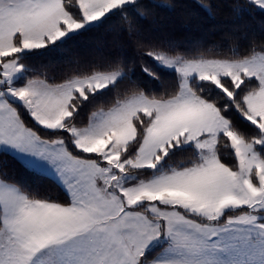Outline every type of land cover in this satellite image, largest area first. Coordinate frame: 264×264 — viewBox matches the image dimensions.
I'll list each match as a JSON object with an SVG mask.
<instances>
[{
	"label": "rangeland",
	"instance_id": "374dc122",
	"mask_svg": "<svg viewBox=\"0 0 264 264\" xmlns=\"http://www.w3.org/2000/svg\"><path fill=\"white\" fill-rule=\"evenodd\" d=\"M122 1L126 4L133 0ZM250 1L264 9V0ZM77 2L81 21L73 20L64 10L66 15L61 19L65 27L50 30L44 39H31L16 31L9 39L0 40L3 82L13 85L22 75L14 54L63 39L115 9L108 0ZM153 58L177 73L179 92L175 96L157 100L142 92L133 93L107 108L94 110L84 121L76 123L67 122L75 112L73 104L84 99L88 92L112 84L121 76L120 71L73 77L60 84L32 79L19 86L15 84L12 91L14 97L23 101L22 109L36 124L71 136L75 152L68 149L62 137L50 141L36 134L43 142L42 157L32 159L26 153L22 156L25 164L55 178L74 197L77 193L84 194L81 185L91 190L95 202H88L87 209L101 212L100 221L94 225L102 233L109 258L115 264H173L175 258L166 255L175 257L183 246L181 231L191 238L187 243L189 250L196 248L197 239L201 246L207 245L209 237L216 234L210 228L222 231L249 225L264 234V157L260 152L264 151V52L239 60L183 59L165 52L156 53ZM223 77L230 79L235 91L240 86H251V79L256 81L257 87L243 95V107L238 109L243 119L259 129L254 142H246L231 131L219 111L216 119V106L210 101L212 108L196 98L190 86L193 78L211 82L232 98L234 90L221 83ZM4 96L0 95V103H4ZM6 106L19 117L15 105ZM141 130L143 134L135 152L129 154V146ZM221 133L229 138L236 162L234 169L217 157ZM9 142L18 143L13 137ZM24 144L21 141L16 147ZM186 145L193 146L198 158L191 165L154 170L168 151ZM5 146L16 151L8 144ZM59 163L77 173L78 179ZM148 168L153 169L151 174L131 180ZM242 210L245 212L238 214ZM226 248L221 245L220 250ZM253 264H264V258Z\"/></svg>",
	"mask_w": 264,
	"mask_h": 264
},
{
	"label": "trees",
	"instance_id": "16d2710c",
	"mask_svg": "<svg viewBox=\"0 0 264 264\" xmlns=\"http://www.w3.org/2000/svg\"><path fill=\"white\" fill-rule=\"evenodd\" d=\"M61 3L70 18L83 19L77 0H61ZM159 52L183 59L214 57L227 60L263 53L264 9L250 0H133L63 39L14 54L22 69V75L14 84L21 85L32 79L60 84L73 77L120 71L121 76L112 84L88 92L84 99L73 104L75 112L67 122L76 123L84 121L94 110L107 108L133 93L142 92L157 100L175 96L179 92L178 75L154 60V55ZM252 80L251 86H240L235 91L230 79L221 78L228 90H234L232 98L213 87L211 82L193 78L190 86L196 95L216 106L231 131L246 142H254L259 129L243 119L238 110L243 107V95L257 87L256 81ZM12 104L17 107L25 127L47 140L62 137L68 149L75 152L69 134L39 126L22 109V104ZM142 134L141 130L129 146V154L135 152ZM229 143L227 135L219 134L217 157L234 169L236 162ZM260 152L264 157V151ZM197 159L191 145L173 148L154 170L186 167ZM145 170L131 180L153 172L150 168ZM0 178L15 185L31 202L70 203L69 194L55 178L28 166L6 150H0ZM1 228L0 208V231Z\"/></svg>",
	"mask_w": 264,
	"mask_h": 264
},
{
	"label": "crops",
	"instance_id": "0c3cea01",
	"mask_svg": "<svg viewBox=\"0 0 264 264\" xmlns=\"http://www.w3.org/2000/svg\"><path fill=\"white\" fill-rule=\"evenodd\" d=\"M108 1L113 8L123 4L122 0ZM64 14L61 0H3L0 4V40L9 39L16 31L31 39H44L50 30L54 31L57 26L65 27L61 19ZM17 67L22 71L20 65ZM7 83L0 78V95L4 96L3 90L6 87L13 91L15 84L9 86ZM196 98L212 107L209 100L199 96ZM7 104L12 106L7 99L0 103V150L14 154L24 163H27L22 156L24 153L32 159L42 157L43 142L21 125L19 117L13 115ZM216 111L215 117L218 119L220 113L217 108ZM12 137L18 143L11 144L9 141ZM20 139L25 143L21 148L16 147ZM7 144L16 151L6 147ZM59 164L68 169L65 164ZM70 172L78 179L77 173ZM81 186L84 194L77 193V197L62 186L69 194L68 204L31 202L15 185L0 178V264H115L109 258L102 233L94 225L100 221L101 212L98 209H87L88 202H95L93 193ZM244 212L238 211V214ZM210 230H215L216 234L209 237L207 245L201 246L196 238V248L191 250L187 246L191 238L181 231V236H184L181 237L183 246L181 244L175 257L169 253L166 256L175 258L173 264H253L264 258L263 232L249 225L225 228L222 231L217 228ZM221 234L226 236L218 237ZM221 245L227 248L221 251ZM162 247H167L166 242Z\"/></svg>",
	"mask_w": 264,
	"mask_h": 264
},
{
	"label": "water",
	"instance_id": "95a60500",
	"mask_svg": "<svg viewBox=\"0 0 264 264\" xmlns=\"http://www.w3.org/2000/svg\"><path fill=\"white\" fill-rule=\"evenodd\" d=\"M4 95H5L6 99L11 103H15V104H22L23 103V101L20 98H16L13 96L12 91L9 88H6L4 90Z\"/></svg>",
	"mask_w": 264,
	"mask_h": 264
}]
</instances>
